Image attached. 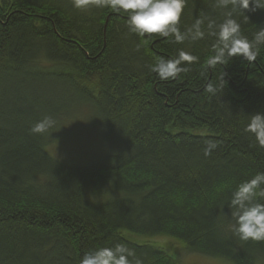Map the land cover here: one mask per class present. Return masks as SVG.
Segmentation results:
<instances>
[{
    "label": "trees",
    "instance_id": "trees-1",
    "mask_svg": "<svg viewBox=\"0 0 264 264\" xmlns=\"http://www.w3.org/2000/svg\"><path fill=\"white\" fill-rule=\"evenodd\" d=\"M224 11L216 0H188L182 27L219 22ZM247 15L239 19L252 40L264 10ZM214 42L153 38L145 47L123 13L0 0V264H79L85 252L121 242L144 264H180L153 236L232 264H264V242L234 236L228 207L240 182L264 172V148L244 131L250 115L264 113V45L255 63L208 69ZM179 48L199 57L190 71L168 81L149 71ZM224 73V90L210 96L206 84ZM78 111L95 114L117 150L69 164L46 148L56 127L31 132L45 116L59 123ZM209 141L218 147L205 157Z\"/></svg>",
    "mask_w": 264,
    "mask_h": 264
},
{
    "label": "clouds",
    "instance_id": "clouds-1",
    "mask_svg": "<svg viewBox=\"0 0 264 264\" xmlns=\"http://www.w3.org/2000/svg\"><path fill=\"white\" fill-rule=\"evenodd\" d=\"M70 4L79 12L106 9L118 16L123 13L128 31L141 38L145 47L153 38L182 45L186 41L195 42L211 36L215 42L205 61L208 69L227 66L233 58L255 63L261 55L260 46L264 45V25H260L253 39L249 40L239 19L249 21L247 13L264 10V0H216V6L225 10L222 20L208 19L205 26V20L197 18L187 28L182 27V17L188 0H70ZM140 47L137 45V50ZM198 62V56L179 48L174 58L158 57L148 69L161 81L176 80ZM224 76L225 73L219 84H206L205 91L210 96L224 90ZM55 125L56 120L48 115L37 121L31 132L43 135ZM244 131L259 148H264V113L250 115ZM217 147V142L209 141L203 149L204 156H211ZM228 207L232 210L234 236L240 241L264 242V172H257L240 182L231 192ZM79 264H144V260L136 255L135 249L121 242L85 252Z\"/></svg>",
    "mask_w": 264,
    "mask_h": 264
},
{
    "label": "rangeland",
    "instance_id": "rangeland-1",
    "mask_svg": "<svg viewBox=\"0 0 264 264\" xmlns=\"http://www.w3.org/2000/svg\"><path fill=\"white\" fill-rule=\"evenodd\" d=\"M94 117L95 114L91 112L78 111L74 116L66 117L65 121L56 123V132L46 144L48 151L69 164L85 165L117 150L119 143L107 135L102 136V129ZM130 239L142 242L137 236ZM150 239L156 246L167 248L170 254H175L180 264H232L223 258L189 253L167 237L153 236Z\"/></svg>",
    "mask_w": 264,
    "mask_h": 264
}]
</instances>
